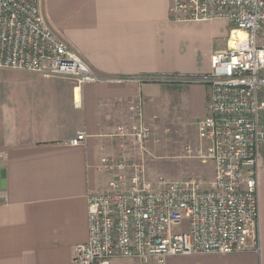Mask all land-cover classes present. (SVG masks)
<instances>
[{"label":"crops","instance_id":"1","mask_svg":"<svg viewBox=\"0 0 264 264\" xmlns=\"http://www.w3.org/2000/svg\"><path fill=\"white\" fill-rule=\"evenodd\" d=\"M170 4L40 1L47 24L100 77L132 81L78 87L0 68V264H76L73 247L88 240L87 196L108 180L101 160L124 150L116 134L129 122L131 104H141L148 125L168 104L183 109L195 128L208 116L209 87L179 78L206 76L212 53L238 46L239 36L224 20H176ZM78 132L86 138L72 146ZM263 147L255 250L113 264H264Z\"/></svg>","mask_w":264,"mask_h":264},{"label":"built area","instance_id":"2","mask_svg":"<svg viewBox=\"0 0 264 264\" xmlns=\"http://www.w3.org/2000/svg\"><path fill=\"white\" fill-rule=\"evenodd\" d=\"M41 0H0V68L63 78L76 86L122 83L100 77L47 24ZM176 20H224L246 34L244 46L212 53L206 76L184 84L209 87L208 116L196 124L195 153L213 166L208 183L158 179L148 185L145 169L129 152L151 137L141 104L117 128L123 151L101 160L104 188L87 196L88 240L73 247L76 264L142 262L192 254H237L257 248L259 151L264 145V0H171ZM155 81L154 79H147ZM170 82L171 80H166ZM78 132L72 146L84 142ZM186 222L187 231L172 233Z\"/></svg>","mask_w":264,"mask_h":264},{"label":"rangeland","instance_id":"3","mask_svg":"<svg viewBox=\"0 0 264 264\" xmlns=\"http://www.w3.org/2000/svg\"><path fill=\"white\" fill-rule=\"evenodd\" d=\"M160 113L159 121L156 119L149 123L151 128L149 141L142 149L135 148L129 152L132 154L129 157L130 162L144 167L148 185L158 179H194L202 183L210 182L213 175L212 164L202 163L195 157L194 152L186 151L187 146L192 150L197 148L199 141L196 128L191 125L184 110L168 104ZM181 227L182 232L187 231V224L184 221L182 226H174L172 233H178Z\"/></svg>","mask_w":264,"mask_h":264},{"label":"bare ground","instance_id":"4","mask_svg":"<svg viewBox=\"0 0 264 264\" xmlns=\"http://www.w3.org/2000/svg\"><path fill=\"white\" fill-rule=\"evenodd\" d=\"M236 33L239 37H237L240 40V44L238 46H244L246 42V34L240 30H236ZM232 46L238 47L237 45L232 42Z\"/></svg>","mask_w":264,"mask_h":264}]
</instances>
